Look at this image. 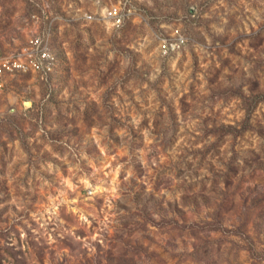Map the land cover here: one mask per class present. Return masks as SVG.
Here are the masks:
<instances>
[{"label":"rangeland","instance_id":"rangeland-1","mask_svg":"<svg viewBox=\"0 0 264 264\" xmlns=\"http://www.w3.org/2000/svg\"><path fill=\"white\" fill-rule=\"evenodd\" d=\"M107 2L0 0L58 60L0 87V264H264V0Z\"/></svg>","mask_w":264,"mask_h":264},{"label":"built area","instance_id":"built-area-1","mask_svg":"<svg viewBox=\"0 0 264 264\" xmlns=\"http://www.w3.org/2000/svg\"><path fill=\"white\" fill-rule=\"evenodd\" d=\"M93 1L100 4L102 0ZM135 9L131 0H109L98 10L84 12L83 18L89 22L104 24L110 29H119L134 16ZM185 43L186 37L178 27H174L168 34L160 37L158 48L162 54H167L178 51ZM57 64V56L47 38L33 33L23 46L7 54H0V87L5 76L17 72L31 71L44 80L55 71Z\"/></svg>","mask_w":264,"mask_h":264},{"label":"trees","instance_id":"trees-1","mask_svg":"<svg viewBox=\"0 0 264 264\" xmlns=\"http://www.w3.org/2000/svg\"><path fill=\"white\" fill-rule=\"evenodd\" d=\"M264 99V93L262 94H257V95H252L249 98H243V101L246 103V105H248L249 108L253 107L257 102H259L260 100ZM227 129H231L230 126L226 127Z\"/></svg>","mask_w":264,"mask_h":264}]
</instances>
